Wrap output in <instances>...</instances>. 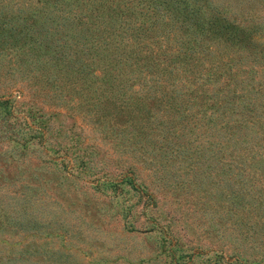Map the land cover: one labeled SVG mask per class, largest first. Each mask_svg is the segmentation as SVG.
<instances>
[{
    "label": "rangeland",
    "instance_id": "obj_1",
    "mask_svg": "<svg viewBox=\"0 0 264 264\" xmlns=\"http://www.w3.org/2000/svg\"><path fill=\"white\" fill-rule=\"evenodd\" d=\"M34 1L0 0V264H264V160L225 159V111L176 119L168 147L150 135L167 111L131 122L19 49ZM262 72L239 77L264 89Z\"/></svg>",
    "mask_w": 264,
    "mask_h": 264
},
{
    "label": "trees",
    "instance_id": "obj_2",
    "mask_svg": "<svg viewBox=\"0 0 264 264\" xmlns=\"http://www.w3.org/2000/svg\"><path fill=\"white\" fill-rule=\"evenodd\" d=\"M224 1L230 3L221 10L213 0H36L37 5L29 4L31 15L37 16L31 30L36 34H24L19 49L27 48L32 61L50 63L49 70L82 86L90 101H113L118 114L135 112L131 122L139 115L152 122L154 109L167 111L173 117L158 124L165 128L143 125L159 130L150 135L157 134L168 147L169 136L180 137L173 132L180 122L176 119L197 126L202 119L194 109L206 119L208 112L224 110L225 159L264 160V115L257 117L259 110L264 112V98L256 101L264 89L239 77L264 72V63L257 61L264 58L259 14L264 0ZM236 4L247 17L228 15ZM21 34L15 36L18 43ZM221 48L224 54H218ZM247 56L254 61L236 63ZM197 146L205 148L203 143ZM242 189L230 191V198H237L236 208L242 200L253 204L254 211L257 200L249 199L252 194L243 197Z\"/></svg>",
    "mask_w": 264,
    "mask_h": 264
}]
</instances>
